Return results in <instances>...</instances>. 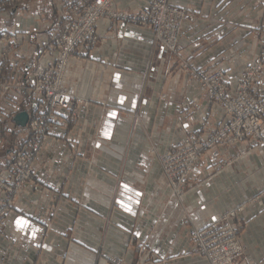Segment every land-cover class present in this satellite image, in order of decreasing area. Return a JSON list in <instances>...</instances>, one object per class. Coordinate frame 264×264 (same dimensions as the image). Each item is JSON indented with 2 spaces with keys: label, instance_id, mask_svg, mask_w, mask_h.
I'll list each match as a JSON object with an SVG mask.
<instances>
[{
  "label": "crops",
  "instance_id": "1",
  "mask_svg": "<svg viewBox=\"0 0 264 264\" xmlns=\"http://www.w3.org/2000/svg\"><path fill=\"white\" fill-rule=\"evenodd\" d=\"M151 1L114 0L113 6L139 13ZM88 2L0 5V32L17 45L4 63L7 80L30 78L38 62H52L49 40L63 27L65 7ZM173 3L193 16L184 21L179 54L157 45L149 27L103 18L98 44L72 60L65 85L87 103L79 104L76 122L56 123L57 135L37 157L38 179L27 184L0 230V264H105L109 256L123 264H210L194 250L191 232L242 204L241 264L264 259V201L253 199L264 186L263 145L237 159L245 145L208 151L181 197L160 160L205 118L215 125L221 114L199 99L181 62L208 68L222 60L231 45L264 28V0ZM249 47L242 53L260 50L255 42ZM241 69L229 72L232 83ZM16 101L13 115L0 116V171L21 146L14 116L30 112L35 98L24 90Z\"/></svg>",
  "mask_w": 264,
  "mask_h": 264
},
{
  "label": "built area",
  "instance_id": "2",
  "mask_svg": "<svg viewBox=\"0 0 264 264\" xmlns=\"http://www.w3.org/2000/svg\"><path fill=\"white\" fill-rule=\"evenodd\" d=\"M21 1L0 0V5L16 6ZM112 2L90 0L86 4H73L72 9L66 6L61 32L53 34L49 40L50 49L57 53L55 59L51 63L38 62L30 78L4 79V63L9 58V51L16 46L12 38L6 39L9 47L0 59V116H11L18 110L16 97L24 90H28L35 101L27 125L18 128L22 148H16L5 166L6 171H0V230L7 215L18 208L19 196L27 184L38 179L36 160L47 148L49 138L57 135L56 123L76 122L79 104L87 103L68 91L64 79L72 60L85 55L99 41L98 22L103 18L126 19L150 27L158 45L177 52L184 21L192 17L187 9L174 6L171 0H154L137 14L114 10ZM214 73L199 70L203 78L211 75V79L206 78V88L211 95L214 92L217 97L219 93L225 94L223 100H219L224 110L220 123L207 133L185 138L176 154L172 156L171 153L165 160L167 163L175 159L178 163L165 166L178 194L184 191L180 189L181 184L188 183L190 167L199 161L205 150L246 140L264 143V87H259L264 78V51L243 71L233 93L225 78L214 76ZM242 154L245 155L246 151ZM175 169L184 172L180 178ZM253 199L264 201V186ZM244 208L239 205L229 212L217 214L202 229L191 232L195 250L211 264L242 263L245 246L240 236L244 218L240 214ZM112 261L122 264L114 258ZM260 264H264V259Z\"/></svg>",
  "mask_w": 264,
  "mask_h": 264
},
{
  "label": "rangeland",
  "instance_id": "3",
  "mask_svg": "<svg viewBox=\"0 0 264 264\" xmlns=\"http://www.w3.org/2000/svg\"><path fill=\"white\" fill-rule=\"evenodd\" d=\"M23 1V0H22ZM21 1V2H22ZM90 1V0H89ZM152 1H154V0H152ZM151 1V2H152ZM172 1V4L174 5V6H177V7H181L180 5H177V4H175V3H173V0H171ZM20 2V3H21ZM113 2H114V0H113ZM113 2H112V7H113V9L114 10H119V9H116V8H114V6H113ZM150 2V3H151ZM19 3V4H20ZM19 4H17L16 6H7V7H9V8H11V9H14V8H16ZM75 4H77V3H75ZM69 7V6H68ZM148 7V6H147ZM146 7V8H147ZM67 8V7H66ZM70 8V7H69ZM145 8V9H146ZM183 8H185V9H187L186 7H183ZM71 9H72V7H71ZM145 9H143V10H145ZM142 10V11H143ZM188 10V9H187ZM119 11H122V10H119ZM141 11V12H142ZM123 12H125V13H129V14H137V13H130V12H126V11H123ZM188 12L191 14V12H190V10H188ZM192 16V15H191ZM193 17V16H192ZM192 17H188V18H192ZM111 19V18H110ZM123 20H126V19H123ZM131 21V20H130ZM65 22V21H64ZM132 22H134V21H132ZM142 25V24H141ZM144 26V25H143ZM183 26H184V24H183ZM147 27V26H146ZM63 28V27H62ZM150 28V27H149ZM97 29V28H96ZM151 29V28H150ZM62 30V29H61ZM152 30V29H151ZM182 30H183V28H182ZM61 32V31H60ZM152 32H153V35H154V31L152 30ZM98 34V33H97ZM99 36V35H98ZM155 36V35H154ZM180 36V35H179ZM9 36H8V34H5V33H2V32H0V42H6L5 43V46L1 49V51H0V59H1V56H2V54L6 51V49L9 47V46H7V38H8ZM248 37H250L251 38V40H248L249 38ZM248 37H246V38H242V39H240L239 41H237L235 44H233V45H231L225 52H224V54L222 55L223 57H222V60H219V62H212L211 63V66L210 67H206V66H199V65H197V63L196 62H194L192 59H184L181 63V69L185 72V74L187 75V81L189 82V83H194V84H197V86L199 87V89H200V100L202 101V102H204L206 105H208V106H212V107H214V108H216L217 110L219 109L220 111H221V114H220V116L218 117V119L216 120V123H215V125L214 124H212V125H210L208 122H206V124L208 125V126H211V127H209L208 129H206V130H199V131H197V132H195V133H191L190 131L188 132V135H187V137L186 138H189V137H193V136H195L196 134H202V133H207V132H209L210 130H211V128H214L216 125H218L219 123H220V120H221V117L224 115V110H223V108H222V106H221V102L219 101L220 99L221 100H223V97H225V94L224 95H222V94H218V97H217V94L214 92V94L213 95H211L210 93H209V89H207L206 87L208 86V84H207V82H206V78L207 79H211V75L209 74L208 76H210V77H208V76H206L205 78H203L202 76H201V74H199V70H205V71H207V72H210V73H213V72H215L214 73V76H218V77H220V78H225V80L228 82V84H229V90H230V92L231 93H233V92H235V90H236V88H237V85H238V82L240 81V79H241V77H242V73H243V71L250 65V64H252L253 62H254V60L257 58V56L258 55H260L263 51H264V28H256V29H253L252 31H251V33H250V35L248 36ZM154 39H155V37H154ZM99 41H100V36H99ZM98 41V42H99ZM98 42H97V44H98ZM254 42L255 43H257V44H259L260 45V50L258 51V52H256L255 53V55L253 56V55H247V54H243L242 53V51H243V49H245V48H247V47H249V46H251L252 44H254ZM96 44V45H97ZM179 44V49H178V51L177 52H174V51H171L170 49H167V50H169L170 52H172V53H174V54H179V52H180V50H181V47H180V43H178ZM95 45V46H96ZM158 45V44H157ZM95 46H93V47H95ZM15 47H17V45L16 46H14V48ZM92 47V48H93ZM250 48V47H249ZM49 49H50V47H49ZM51 50V49H50ZM51 51H54V50H51ZM56 52V51H55ZM56 55H57V53H56ZM56 57V56H55ZM49 63H51V62H49ZM241 66H243V69H241V71H240V77L238 78V80H237V82H235V83H232V81L230 80L231 78H229V72L231 71V70H234V69H237V68H240ZM3 72H4V69H3ZM68 72V71H67ZM67 75V74H66ZM65 78H66V76H65ZM4 79L5 80H7V78H6V76L4 75ZM64 81H65V79H64ZM210 84H211V82H210ZM259 87L261 88V89H263V87H264V78H263V81L259 84ZM80 104H85V103H80ZM28 115H29V112H28ZM194 116V115H193ZM28 119H29V117H28ZM28 123V122H27ZM73 123V122H72ZM27 125V124H26ZM25 127V126H24ZM52 138V137H51ZM51 138H49V141H48V145H47V148L50 146V144H51ZM183 141V140H182ZM181 141V142H182ZM20 142H22V140L20 141ZM181 142H179L178 144H176V145H174L172 148H171V150L167 153V154H165V155H163L161 158H160V160H161V163H162V166H163V169H164V172L167 174V176L169 177V179H170V183H171V186H172V188H173V191H174V194L176 195V196H178V197H181L183 194H184V192L188 189V187L190 186V180H191V178H192V171H193V168H194V166L196 165V164H194V165H192L191 167H190V173H189V175H187V181H188V183H182L181 184V186H180V189L181 190H183L184 189V191L181 193V194H178L177 193V190H175V188H174V186L172 185V182H171V176H170V174L168 173V172H166V168H165V166L167 165V163H168V165L169 164H172V165H178V163H176V160L174 159V160H172V161H169V162H167V163H165V160H166V157L167 156H169L171 153H173V155L172 156H174V154H176V152L178 151V149H179V147H180V143ZM21 144V146H20V148H22V143H20ZM232 144H242V145H245V148L239 153V154H237L235 157H234V159H237V158H241V157H243V156H245L251 149H253L254 147H257V146H264V143L263 144H259V143H257L256 141H254V140H246V142H237V143H232ZM227 145H231V144H223V145H216V146H214L213 148H211V149H208V150H205L204 152H203V154H202V156L201 157H199V159L198 160H201V159H203V157H205L206 156V154H207V152L208 151H210V150H213L214 148H216V147H219V146H227ZM46 148V149H47ZM45 149V150H46ZM45 150H43L42 152H44ZM174 151V152H173ZM243 151H246V154L245 155H243L242 154V152ZM41 152V153H42ZM40 153V154H41ZM37 162V161H36ZM180 169V168H179ZM175 171H177L178 172V170L177 169H175ZM184 172H178L177 174H176V176H178L179 178L181 177L180 175H182ZM176 180H178V178L176 179ZM191 182H192V180H191ZM30 183V182H29ZM28 183V184H29ZM257 196V195H256ZM256 201V200H255ZM243 205V204H242ZM242 214V213H241ZM240 214V216L241 217H243L244 218V216L243 215H241ZM244 224H245V218H244ZM244 228V227H243ZM243 231H244V229L242 230V232H241V236H240V238H241V240H242V235H243ZM191 235V234H190ZM191 239H192V241H193V246H194V250H195V245H194V240H193V238H192V235H191ZM196 251V250H195ZM197 252V251H196ZM110 258H111V260H110ZM112 258H114V259H116V260H119V261H121L122 262V264H123V261L121 260V259H119V258H117V257H115V256H109L108 257V263H110V264H114L115 262H113L112 261ZM208 259V258H207ZM210 262V261H209ZM115 264H118V263H115ZM211 264V263H210Z\"/></svg>",
  "mask_w": 264,
  "mask_h": 264
},
{
  "label": "water",
  "instance_id": "4",
  "mask_svg": "<svg viewBox=\"0 0 264 264\" xmlns=\"http://www.w3.org/2000/svg\"><path fill=\"white\" fill-rule=\"evenodd\" d=\"M28 112L27 111H20L18 113H16V115L14 116V121L19 125V126H26L27 122H28Z\"/></svg>",
  "mask_w": 264,
  "mask_h": 264
},
{
  "label": "bare ground",
  "instance_id": "5",
  "mask_svg": "<svg viewBox=\"0 0 264 264\" xmlns=\"http://www.w3.org/2000/svg\"><path fill=\"white\" fill-rule=\"evenodd\" d=\"M5 43H6V42H0V51H1V49L5 46ZM211 107H212V106H211ZM213 108H214V107H212V109H213ZM207 121H208V119L205 118L204 121L201 123V127L198 128V129H194L193 131H191V133H195V132H197V131H199V130H206V129H208L209 127H211V126H208V125L206 124Z\"/></svg>",
  "mask_w": 264,
  "mask_h": 264
},
{
  "label": "snow or ice",
  "instance_id": "6",
  "mask_svg": "<svg viewBox=\"0 0 264 264\" xmlns=\"http://www.w3.org/2000/svg\"><path fill=\"white\" fill-rule=\"evenodd\" d=\"M111 115H115V113H112ZM26 223L25 221L21 220V221H18V224H24Z\"/></svg>",
  "mask_w": 264,
  "mask_h": 264
}]
</instances>
